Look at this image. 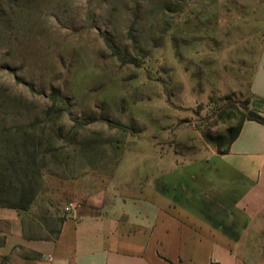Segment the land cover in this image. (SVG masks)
Returning <instances> with one entry per match:
<instances>
[{"label": "rangeland", "instance_id": "1", "mask_svg": "<svg viewBox=\"0 0 264 264\" xmlns=\"http://www.w3.org/2000/svg\"><path fill=\"white\" fill-rule=\"evenodd\" d=\"M263 38L264 0H0V163L26 132L41 174L27 235L53 237L63 218L51 179L134 178L142 160L189 161L224 147L241 113L263 116L249 94Z\"/></svg>", "mask_w": 264, "mask_h": 264}, {"label": "crops", "instance_id": "2", "mask_svg": "<svg viewBox=\"0 0 264 264\" xmlns=\"http://www.w3.org/2000/svg\"><path fill=\"white\" fill-rule=\"evenodd\" d=\"M249 94L264 98V38ZM119 172L51 179L57 236L31 237L28 210L0 208V264H264V125L245 121L225 155Z\"/></svg>", "mask_w": 264, "mask_h": 264}, {"label": "trees", "instance_id": "3", "mask_svg": "<svg viewBox=\"0 0 264 264\" xmlns=\"http://www.w3.org/2000/svg\"><path fill=\"white\" fill-rule=\"evenodd\" d=\"M105 45L110 51L111 56L121 65L138 64L125 56L109 40L105 41ZM51 98L53 102L58 101L61 98L60 92L54 91ZM254 98L253 103L257 107L264 104V99ZM64 111L62 108L56 111L58 119L61 118ZM262 113L263 116L253 110L247 111V113H241L235 131L224 147L221 144L216 145V153L218 155H225L229 152L231 144L237 138L245 121H255L264 125V111ZM30 139L28 133L24 132V138H22L20 144L16 147H8L4 161L0 163V208L27 211L37 195L38 188L41 184V174L39 167H37L35 142ZM55 236H57V233Z\"/></svg>", "mask_w": 264, "mask_h": 264}, {"label": "built area", "instance_id": "4", "mask_svg": "<svg viewBox=\"0 0 264 264\" xmlns=\"http://www.w3.org/2000/svg\"><path fill=\"white\" fill-rule=\"evenodd\" d=\"M73 209H74V205L71 204V203H68V204H67V207H66V211L69 212V211H71V210H73Z\"/></svg>", "mask_w": 264, "mask_h": 264}]
</instances>
